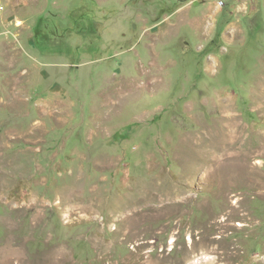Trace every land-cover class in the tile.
Returning a JSON list of instances; mask_svg holds the SVG:
<instances>
[{"label": "rangeland", "instance_id": "obj_1", "mask_svg": "<svg viewBox=\"0 0 264 264\" xmlns=\"http://www.w3.org/2000/svg\"><path fill=\"white\" fill-rule=\"evenodd\" d=\"M0 264H264V0H0Z\"/></svg>", "mask_w": 264, "mask_h": 264}]
</instances>
